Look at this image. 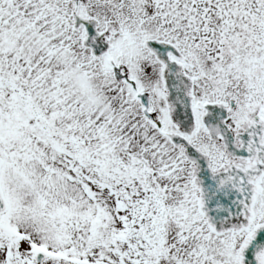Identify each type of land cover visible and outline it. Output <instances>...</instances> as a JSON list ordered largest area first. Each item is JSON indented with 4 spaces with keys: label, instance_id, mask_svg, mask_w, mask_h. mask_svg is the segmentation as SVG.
Returning a JSON list of instances; mask_svg holds the SVG:
<instances>
[{
    "label": "snow or ice",
    "instance_id": "1",
    "mask_svg": "<svg viewBox=\"0 0 264 264\" xmlns=\"http://www.w3.org/2000/svg\"><path fill=\"white\" fill-rule=\"evenodd\" d=\"M0 264H264V0H0Z\"/></svg>",
    "mask_w": 264,
    "mask_h": 264
}]
</instances>
